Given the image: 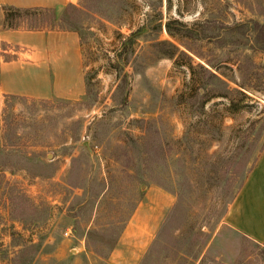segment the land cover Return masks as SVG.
Wrapping results in <instances>:
<instances>
[{
    "label": "rangeland",
    "instance_id": "374dc122",
    "mask_svg": "<svg viewBox=\"0 0 264 264\" xmlns=\"http://www.w3.org/2000/svg\"><path fill=\"white\" fill-rule=\"evenodd\" d=\"M8 8L0 68L23 51L2 32L72 30L84 79L45 98L8 92L0 73V264H117L161 192L168 207L135 264H264L226 222L264 149V0Z\"/></svg>",
    "mask_w": 264,
    "mask_h": 264
},
{
    "label": "crops",
    "instance_id": "0c3cea01",
    "mask_svg": "<svg viewBox=\"0 0 264 264\" xmlns=\"http://www.w3.org/2000/svg\"><path fill=\"white\" fill-rule=\"evenodd\" d=\"M70 0H0L2 8H45L62 11ZM2 38L19 45L22 52L0 68L3 88L8 92L49 98L53 95L80 93L84 79V55L79 34L72 30H8ZM54 76V77H53ZM69 89V90H68ZM150 195L146 196L149 202ZM166 194L159 193L155 206L142 204L145 217L136 214L123 232L113 255L117 264H135L147 251L166 211ZM226 222L233 230L264 247V149L247 174L234 201L229 206ZM121 255V260L116 258ZM115 256V259H114Z\"/></svg>",
    "mask_w": 264,
    "mask_h": 264
},
{
    "label": "trees",
    "instance_id": "16d2710c",
    "mask_svg": "<svg viewBox=\"0 0 264 264\" xmlns=\"http://www.w3.org/2000/svg\"><path fill=\"white\" fill-rule=\"evenodd\" d=\"M21 10L22 9H17V8H8L7 9L8 12H16L17 14H19L21 12ZM26 10H28V9H24V11H26ZM13 15H15V13L8 14L7 18L9 17V19H10L11 17H13ZM242 94L244 95L245 93H242Z\"/></svg>",
    "mask_w": 264,
    "mask_h": 264
}]
</instances>
